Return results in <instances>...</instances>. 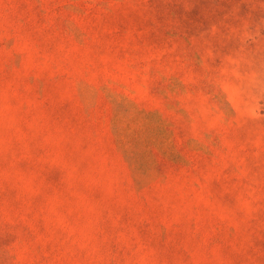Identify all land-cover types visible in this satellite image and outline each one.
Listing matches in <instances>:
<instances>
[{
	"label": "rangeland",
	"instance_id": "obj_1",
	"mask_svg": "<svg viewBox=\"0 0 264 264\" xmlns=\"http://www.w3.org/2000/svg\"><path fill=\"white\" fill-rule=\"evenodd\" d=\"M0 264H264V0H0Z\"/></svg>",
	"mask_w": 264,
	"mask_h": 264
}]
</instances>
